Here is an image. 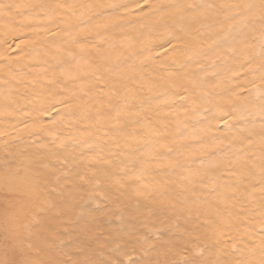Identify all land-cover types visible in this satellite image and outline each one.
Here are the masks:
<instances>
[{"label":"rangeland","instance_id":"rangeland-1","mask_svg":"<svg viewBox=\"0 0 264 264\" xmlns=\"http://www.w3.org/2000/svg\"><path fill=\"white\" fill-rule=\"evenodd\" d=\"M95 1L91 0L89 3L92 4ZM259 2L260 0H250L247 9L245 8L246 11L245 9H240L239 12L234 11V17L239 20L246 18L243 21L251 19L253 20L251 24L257 19L256 22L260 25L263 16L259 17V13H255L253 8ZM201 5L203 3L199 6ZM219 8L221 6L214 9L219 10ZM5 13L3 12V14ZM5 20H0V23H2L0 25H3ZM103 20L107 21V18ZM141 23L142 27L148 26L143 21ZM244 24L241 26L243 29L239 30L242 35H240L241 33L237 35V28L233 27V33H230L225 39L221 38L222 29H213L212 32L210 29L202 28L200 32H203L204 35L209 34L212 37L198 41L197 45L201 49L194 51L193 45L196 43L186 44L185 49H179V52H193L190 53L191 61H189L192 68L196 65L203 66L199 59L202 60L204 52H221L222 54L228 52L231 53V56L227 57L226 62L222 63L223 65L218 64L214 69L209 70L215 71V74L228 71L226 69H230L232 72L233 70L238 71V68L231 66L232 59L239 56L237 52H244L245 49H248L249 52H257L255 58H264V46H262L264 40H260V35H264V27H262L261 32L248 34L249 25L246 23L244 26ZM101 25L105 27L107 24ZM240 25L237 26L238 29H240ZM53 28L54 25L50 24L39 28V30L49 32ZM80 28H82L81 32L88 37L87 41L84 43L78 41L74 38V33L68 32L66 33V42H57V44L60 47L68 44L69 50L67 52H76L75 50L78 47L89 49L92 53L90 63H92L93 54L108 49L107 46L112 48V46L121 45L122 47L125 46L123 48L124 52H131L138 39L150 42L153 36V30L147 33H143V30L139 32L140 28L138 30L134 29L135 26L131 23H126L112 37L107 36V38L106 36L102 37L97 32L93 31L94 33H92L90 30H93V24H81ZM194 31L196 30H190L189 26L178 32L169 31L165 35L164 39H167L163 41L162 45L170 46L173 44V40ZM104 34L109 35L111 32L104 31ZM231 36H233V39L230 38ZM31 37V34H26L22 35L21 38L20 36L17 37L16 40H20L23 47L29 46L26 49L29 50L30 46L32 47ZM98 38L101 39V42L97 40ZM263 38L261 37V39ZM227 39L229 41L225 42ZM125 41L127 42L124 43ZM213 42L214 44H212ZM222 42H224V45ZM53 47L56 48V46ZM258 47L259 49H257ZM13 48L7 52L15 51L16 49ZM34 49L31 52L53 51L48 48L44 50L40 48L39 51H34ZM94 51L96 52L94 53ZM15 52H18V50ZM57 52H65V50L62 51V48H57ZM76 56L71 60V63L82 64L89 60H77ZM121 60L123 61L121 63L128 64L127 56L120 55L116 58V61ZM32 61L33 58H27L22 62L18 71L20 74L9 72L6 67H2L0 71L4 78L2 82H6L11 74L29 78L30 75L40 70L39 62L33 63ZM63 70L68 71L67 69H59L57 73L63 72ZM204 70H200L201 75L209 76V71ZM256 74V71H254L248 78L241 76L238 82L240 84L244 82L251 84L249 82L251 81L250 77L255 78L254 81L257 80L256 82L258 80L264 81V76L262 78L261 76L256 77ZM90 75L96 77L97 73H94L90 68ZM110 75H113V73L110 72ZM51 77L45 78V82L48 83L47 86H52ZM198 77L200 75L186 78L188 86L191 81L200 83L201 77ZM20 81L22 80H15L7 85L5 83L3 85L1 82L5 87L1 86L0 83L2 88L0 93L2 91H5V93L3 92L4 95L1 93L0 96L5 97L7 101H12L23 90H19L18 85L22 83ZM45 82L38 86L24 88L28 89L26 90L27 94L23 92L26 96L22 95L19 99H22L21 101L24 103L28 101V99L25 100L26 97L44 95V92L48 95L46 93L47 89L44 91ZM186 82L180 80L176 86L187 85ZM251 82L253 84V81ZM144 83V81H141L139 87H144ZM199 86V91L196 92H199L198 95L204 94L201 85ZM178 90L177 97L170 93L159 100L140 103V94L135 96L134 101H132L127 95L115 93L114 95L117 96H113V92H110L107 88L97 87L92 90L91 106L87 112L88 120L86 123H88L90 129L86 132L82 131L83 135H80L77 128L64 131L65 126L54 119H47L41 127H38V123L28 121L23 124V127L27 126L26 133L19 134L15 132L18 134H10L11 139L9 142L11 140L13 142L11 141L9 145L13 149L0 152V264H223L228 262L232 264H252V254L255 253L256 246L249 248V245H247L245 250L242 251L232 248L233 243L231 241V236L235 232L233 223L238 219L235 211L242 205L243 197L238 196L234 190L225 187L224 190H229L228 194L219 198L217 197L219 192L217 193L215 186L220 182L222 175H229L238 180V168L233 163L236 159L233 150L239 148L237 144H239L242 136L241 129L246 130L245 128L261 124L259 120L264 119V94L261 93L260 98L257 97L256 103L261 105H255L257 112L249 109V113L245 109L235 106L230 112L232 121H228V124L223 123L226 128L222 123H219L218 127L221 129L218 135L214 138L210 137L211 141H206L201 131L203 129L209 132L214 130L213 128L211 130L207 129L210 116L213 114L211 115V109L206 106L220 104L227 100L226 97L220 96L213 101L205 99L202 105L196 104L193 106L189 104L190 101L183 100L186 94L191 97L195 95H191L193 93L192 88L183 89L182 86ZM77 91L75 90L79 95L82 92ZM102 91L103 93L100 94L99 92ZM179 95H181V98H179ZM191 97L188 100H191ZM110 99H113V101ZM178 99H182L183 103ZM155 103L161 106L163 104L162 108L169 113V118L165 123L164 120H160L163 114L156 111L154 115L146 113L149 105ZM203 107L206 108L205 112H202L204 111L202 110ZM109 109L112 112H107ZM28 110V107L23 110L24 113L26 112L25 115L29 112ZM129 110L131 116L127 114ZM198 110L201 117L200 115L195 117ZM176 113L180 116L175 119L177 117ZM152 116L155 117L154 123L160 121L163 124L161 133L157 127V133L150 134V119ZM78 118L77 115L72 113L69 118L70 123L73 121V124H75ZM112 126H116V128L124 126L126 129H122L119 132L120 134H117L115 130H112ZM227 127L229 128L227 129ZM30 132L36 134L35 137L29 135V138L28 134H31ZM64 132L67 134L69 132L70 137H67L68 135ZM101 132H105L106 135ZM71 133L77 135L72 136ZM49 134H52V136ZM54 135L57 139L55 138V141H52ZM79 135L86 142L80 140ZM60 139L65 140L61 142ZM20 140L24 143L23 145ZM30 140L34 142L31 143ZM260 140H264V136L258 137V142ZM69 141L74 142L75 145H71L72 143H68ZM133 143L139 150L133 154H128L126 147ZM178 146L183 149V156L192 158L191 167L186 168L188 172L183 168L182 158L185 159V157L174 152L175 149L179 148ZM146 151L149 152V156ZM16 152H18V156L11 157ZM64 156L65 158L70 157L71 162L61 158ZM161 157L163 159L159 160ZM150 158L151 161L147 160ZM152 158H157V162ZM258 162L259 160L253 165L257 167ZM75 164L78 166L77 168ZM118 171L119 173H117ZM139 171H142V173ZM4 174L10 180L9 178L5 179ZM5 182L7 183L5 184ZM211 188L213 189L211 190ZM221 199H227L225 205L233 208L234 214L229 211V208L220 206L219 201ZM260 207V203H250L245 204L241 210L253 213L254 218H256L261 214ZM118 216L119 218H116ZM256 224L253 221L251 223H241L238 232L242 235H250L255 232ZM151 230L154 232L151 233ZM263 233L264 231H261L258 234L264 235ZM148 255L149 257L146 258ZM127 258L130 259L127 260ZM141 259L143 260L141 261Z\"/></svg>","mask_w":264,"mask_h":264},{"label":"bare ground","instance_id":"bare-ground-1","mask_svg":"<svg viewBox=\"0 0 264 264\" xmlns=\"http://www.w3.org/2000/svg\"><path fill=\"white\" fill-rule=\"evenodd\" d=\"M89 2H91V0H0V20L6 19L5 23L3 21V25H0V71L2 70V67H6L9 72H12V73L18 72L20 70L19 67L21 66L22 62L25 61L27 58H30V59L33 58L32 62L33 63L39 62V66H40V70L30 75L29 78H25L22 75L16 74L14 76L11 74L8 76V79L6 82H2L4 81V78L0 72V83L2 82L3 85L4 83L7 85L10 83H13V81L15 80H22L20 81L22 83L21 84L19 83L18 86H19V90L23 89L22 92H20L21 94L17 95L12 101L11 100L7 101L5 100V97L3 98L0 96V152L9 151L13 149L9 145V143L12 141L11 140L9 142V140L11 139L10 134L14 135L13 133L15 132H18L19 134L26 133L25 129L27 126L23 127V124L28 121L38 123L37 124L38 127H41L42 124L45 121H47V119L49 120L54 119L58 123H61L62 126H65L64 131H69L71 130V128L73 129L77 128V130L80 132V135H83L82 131L86 132L88 129H90L87 125L88 123H86V121L88 120L87 112L89 110V107L91 106L90 100H91L92 90L97 87L107 88V90H109L110 92H113L112 94L113 96H117V95H114L115 93L119 95H127L129 99L132 101H134L135 96H138L140 94L141 95L139 99L140 103H149L152 100H159L170 93L174 94L177 97L179 93L178 89H181L182 86H183V89L187 87L192 88L193 93H191V95L193 94L195 95L191 97V96H188V94H186L183 100L186 102L190 101L189 104L193 106L196 104L202 105L205 99L209 101H213L215 98L224 96L226 97L227 100L224 102H221L220 104H216L213 106L203 105V106L208 107V109H211V115L213 114L212 116H210V120H209L210 123L207 124L208 128L207 127L206 128L209 130L213 128L214 130L212 132H209L206 129H203L201 131V134L204 136V138H206V141H209V140L211 141L210 137L214 138V136L218 135L221 129L218 127L219 123L225 124L231 120L232 116L230 112L232 108H234L235 106H238L241 109H245L249 113H250L249 109H253V112H257L255 107L261 106L260 104H257L256 102L258 100L257 97H259L261 93L264 94V81L258 80L259 82L258 83L256 82L257 80L254 81L255 78L253 79L250 77L251 81H253V84L251 81H249L251 84H247V82L240 84V82H238L241 76H245L246 78H248L249 75H252V72L254 71H256L257 73L256 77L261 76L262 78V76H264V58L262 59H258L259 57L255 58L257 52H249L248 49H245V51L247 52L245 51L237 52L239 56L232 59L231 66H235V68H238V71L233 70V72L235 71L233 73L230 69H226L228 71H223V73L221 74H215V71H210L209 69H214L216 65L218 66V64H222V63L224 64L227 60V57L231 56V53L224 52L222 54L221 52H204L202 54L203 55L202 60L199 59L202 62L203 66L201 67V66L196 65L194 68H192V64H189V61H191L190 53H193V52H185V51L179 52V49H183V48L185 49L186 44H195V43L196 44L193 45V50L196 51L198 49H201V47L197 45L198 41H203L205 39H209L210 37H212L209 34L204 35L203 32H200L202 28L210 29L212 32H213V29L214 30L222 29L223 30V33L221 35L222 39H225L228 35H230V33H233L232 32L233 27L237 28L236 30L238 31L237 35L238 33L239 34L241 33L240 35H242V32H239V30L243 29L241 27L243 23H245L244 26L246 25V23L249 25L248 30H247L249 32L248 34L261 32L262 27H264L263 26L264 25V22H263L264 21V0H260L259 3H256V5L253 6L255 13H259V17L263 16L262 23L260 25L257 24L256 22L257 19L254 21L253 24H251L253 22V20L251 19H247L243 21V19H246V18L239 20L236 17H234L235 16L234 11H238L240 9H245V8L247 9V4L250 3V0H96L94 3L92 2V4H90ZM201 3H203V5L199 6ZM219 6H221L219 10L214 9L215 7H219ZM3 12H6V13L3 14ZM105 18H107V21L103 20ZM46 19L48 20L46 21ZM141 21L145 22L146 23L145 25H148V26L142 27ZM126 23L133 24L135 26L134 29L136 30L140 28L139 32L143 30V33H147L148 31L153 30V33H152L153 36H152L151 41L146 42L145 40L138 39L137 43L134 44L135 45L134 49L131 50V52H124L123 48L125 46L122 47L121 45H117V47L112 46V48L107 46L108 49H104L99 53L94 51V53L95 52L96 53L95 55L93 54L94 57L92 59V63H90L91 58H92L91 56L92 53L89 49L78 47L75 50L76 52H67L69 50L68 44H65L63 46L61 45V47L60 45L57 44V42L59 43L66 42L67 40L66 33L68 32L74 33V38L78 41H81L83 43L87 41L88 37H86L83 34V32H81L82 31V28H80L81 24H93V30H90V31L92 33L97 32L98 34H101L102 37L106 36L107 38V36L112 37ZM50 24L54 25V28L52 29V31L50 30L49 32H43L39 30V28H42L43 26L50 25ZM100 24H107V25L104 27V25L100 26ZM186 24L187 26H189L190 30H196V31H194L193 33L189 32L187 35L185 34L181 38H177L173 40V42L171 41L173 44H171L170 46L162 45L163 41L167 39V38L164 39L167 32L169 31L178 32L184 27H187ZM239 25H240V29H238L239 27H237ZM104 31H107V32L109 31L111 32V34L105 35ZM26 34L32 35L31 37L32 47L30 46L29 50H26L29 48V46H25L26 47L25 48L22 46L23 43L20 40L19 41L16 40L17 37L20 36L21 38L22 35H26ZM234 35L237 37L236 33H234ZM233 36H231L230 38H232ZM260 36L264 37V35L263 36L260 35ZM261 37H260V40L263 41L264 38L261 39ZM22 38L26 39L24 37ZM97 40H99V38ZM99 41L97 42V44L99 43ZM228 41L229 39H227V41L225 42H228ZM126 42L127 41H125L124 43ZM223 43L224 42H222V44ZM212 44H214V42ZM238 45L241 46L240 44ZM53 46H56V48ZM262 46H264V44ZM11 48H13L14 50L16 49L15 51L18 50V52H15V51L7 52ZM33 48H35L34 51H39L40 48L42 50H44L45 48H48L50 50H53L54 52L53 51L52 52H31ZM57 48H60V49L62 48V51L65 50V52H57ZM257 49H259V47ZM24 50L26 52H23ZM196 53H202V52H196ZM75 55H77L76 56L77 60L78 59L79 60L89 59V60L87 62H84L85 64L84 63L73 64L71 63V60L75 58ZM120 55L127 56L128 64L130 65L126 63L125 64L121 63L123 62L122 60L116 61V58H118V56ZM35 65L37 66V64ZM145 66H148V67H145ZM90 68L92 69L94 73H97L96 77H94V75H90ZM59 69H67L68 71L63 70V72L57 73ZM85 69H87L86 71L87 73L86 72L83 73ZM203 69L207 70V72L209 71L208 72L209 76L201 75L202 73L200 72V70H203ZM41 70H44V71H41ZM229 71L231 72L229 73ZM110 72H112L113 75H110ZM195 73H198V74H195ZM84 74H87V75H84ZM199 75L201 77L200 83H197L198 81H191L189 83V86H190L189 87L186 82V78H190V77L192 78L194 76H199ZM48 76L49 77L52 76L51 77L52 86H47L48 83L45 82L46 80L45 78H47ZM180 80L185 81L187 85H181V86L177 85L176 86V84H179L177 82H180ZM141 81L145 82L144 87H139V83ZM44 82H45L44 91L47 89L46 93H48V95H46L45 92H44V95L33 96L31 94L32 97H29V98L26 97L25 100L28 99V101L24 103L21 101L22 99H19L22 95L27 94L26 90L28 89H24V88H28L29 86L31 87L38 86L39 84L44 83ZM2 83H1V86H3ZM199 85H201L202 90H204V94L198 95L199 92H196V91H199L198 90V87H200ZM1 89L2 88L0 87V90ZM75 90H78L79 92L82 91V92L79 95L75 92ZM3 92L5 93V91H2L1 93ZM23 92H26V93L24 94ZM39 92L41 93V91ZM99 93L101 94L103 93V91ZM181 95H179V98H181ZM189 97H191L192 99L188 100ZM110 100L113 101V99H110ZM178 100H180L183 103L182 99H178ZM163 106H164L163 104L161 106V105H158L157 103L150 104L149 108L146 109V113L149 115H154V112L156 111V112L163 114V116L160 117V120H164V123H165L167 121V118H169V113L162 108ZM27 107L29 109L28 110L29 112L27 113V115H25L26 112L24 113L23 110ZM203 108L204 109L201 108L202 110H204L202 112H205L206 108L205 107ZM107 112H112V110L109 109ZM72 113L77 115V117H79L77 121H75V124H73V121L70 123V120H69ZM127 114L131 116V111L130 110L127 111ZM175 115H177L175 119L179 118L180 116L178 113H176ZM198 115H200L199 110H198L197 116L195 117H198ZM154 118L155 117L152 116V118L150 119V122H151L150 134L157 133V127L159 128V131L161 133V130L163 129V124L160 121L154 123ZM241 120L243 121V119ZM262 121L259 120L261 124H257V125H253L252 127L245 128L246 130L241 129L242 136L239 141V144H237L239 148L237 150L232 149L233 152H235V157H236L233 163H235L238 168V172H237L239 174L238 180L235 178H232L229 175H222L220 178V182H218L217 185L215 186L217 193L219 192V196H217L219 198L226 196L229 190H234V192L238 196L243 197L242 205L239 207V209H236L235 211V215L236 217H238V219L233 223L235 232L233 236H231V241L233 243L232 248H237L242 251L245 250L247 245H249V248L256 246L255 253L252 254V257H253L252 264H264V235L258 234L259 232L264 231V140H260L258 142V137L264 136V119H262ZM27 125L29 126V124ZM46 128L47 127L45 126V129ZM228 128L229 127H227V129ZM122 129L124 130L126 128L124 126H121V127L118 126L117 128L116 126H112V130H115L117 134ZM42 131H43V127H42ZM18 133H15V134H18ZM101 133L103 134L105 132H101ZM132 133L134 132L132 131ZM68 134L66 133V135ZM29 135L31 136L34 134L31 133V134H28V136ZM38 135H39V131H38ZM76 135H77L76 133L72 134V136H76ZM103 135H106V133ZM155 135H159V134H155ZM50 136H52V134ZM64 137H65V134H64ZM67 137H70V135H68ZM81 137H80V140L83 139V137L82 138ZM55 138L57 139V137L55 136L52 141H55L54 140ZM32 139H33V136H32ZM65 139L67 140L66 137ZM65 139L61 140V142H63ZM30 141H32L31 143L34 142L33 140H30ZM20 142L22 141L20 140ZM70 142L72 143L71 145H75V143L72 141H69L68 143ZM193 142H196V141H193ZM23 144L24 143L22 142V145ZM257 145L258 147H256ZM137 150H139V148H137V146L134 143L126 147V152L128 154H133ZM148 151H146V153L149 156ZM46 152L48 153L49 151H46ZM174 152L176 154L183 156V149L181 147L175 149ZM10 155H9V158H10ZM67 155L70 156L68 153ZM17 156H18V152H16L15 155H11V157H17ZM98 157H101V156H98ZM61 158L64 159L65 156ZM65 159H67L66 161L70 160V162L72 160L70 159V157L69 158L67 157ZM152 159L155 161L157 158L156 159L152 158ZM162 159L163 157H161V159L159 160H162ZM191 159L192 158H188V157H185V159L182 158V161L184 164L183 168H185L186 171H187L186 168L191 167V164H192ZM147 160L151 161V158ZM258 160H259L258 162L259 165L256 167L253 164H255ZM155 162H157V160ZM72 163L74 162L72 161ZM131 163H132V160H131ZM131 163H128V164L132 165ZM158 163L160 162L158 161ZM76 164H75V167L77 168L78 166H76ZM142 171H146V170H142ZM142 171H139V172L142 173ZM171 172H172V169H171ZM117 173H119V171ZM4 176H5V179L9 178L5 174ZM6 183L7 182H5V184ZM225 187L229 190L228 191L224 190ZM212 189L213 188H211V190ZM226 202H227V199H221L219 201V204L222 208L226 207L228 209L229 206L225 205ZM250 203H260L261 214L256 216V218H254L253 213H250L249 211L241 210V208L245 204H250ZM104 204H105V201H104ZM229 211L234 214L233 208H229ZM116 218H119V216ZM251 221H253L254 223H257L255 232L250 235L240 234L238 232L239 231L238 227L240 226V224L241 223H251ZM116 224H119V223H116ZM152 231L153 230H151V233ZM232 248L231 250L233 251ZM123 250L121 251L123 252ZM114 251H117V250H114ZM59 253H60V250H59ZM147 257H149V255L146 256V258ZM128 259L130 258H127V260ZM142 260L143 259H141V261ZM223 264H232V263L228 262V263H223Z\"/></svg>","mask_w":264,"mask_h":264}]
</instances>
